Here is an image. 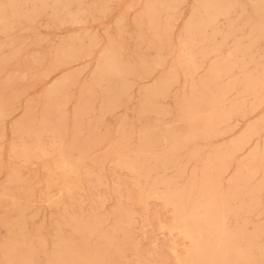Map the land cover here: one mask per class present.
I'll return each mask as SVG.
<instances>
[{"label":"rangeland","instance_id":"rangeland-1","mask_svg":"<svg viewBox=\"0 0 264 264\" xmlns=\"http://www.w3.org/2000/svg\"><path fill=\"white\" fill-rule=\"evenodd\" d=\"M0 264H264V0H0Z\"/></svg>","mask_w":264,"mask_h":264},{"label":"bare ground","instance_id":"bare-ground-1","mask_svg":"<svg viewBox=\"0 0 264 264\" xmlns=\"http://www.w3.org/2000/svg\"><path fill=\"white\" fill-rule=\"evenodd\" d=\"M262 26V25H261ZM193 27V26H192ZM210 107V106H209ZM41 134V133H40ZM21 135V134H20ZM56 135V134H55ZM67 158V157H66ZM71 165V164H70ZM34 166V165H33ZM71 167V166H70ZM149 171V170H148ZM172 200V199H171ZM169 202V201H168ZM172 204H174V203H172ZM174 213V212H173ZM181 214V213H180ZM172 220H174V219H172ZM187 232V231H186ZM185 235V234H184ZM198 235H199V233H198ZM187 236L189 237V238H191V236L189 235V234H187ZM193 238V237H192ZM191 238V239H192ZM195 238V237H194ZM190 241V240H189ZM191 242V241H190ZM196 245V244H195ZM194 245V246H195ZM189 247H190V245H188Z\"/></svg>","mask_w":264,"mask_h":264}]
</instances>
